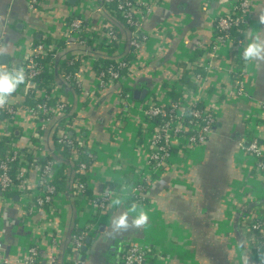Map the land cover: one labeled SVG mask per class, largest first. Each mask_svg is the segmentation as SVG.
<instances>
[{
    "label": "crops",
    "instance_id": "1",
    "mask_svg": "<svg viewBox=\"0 0 264 264\" xmlns=\"http://www.w3.org/2000/svg\"><path fill=\"white\" fill-rule=\"evenodd\" d=\"M229 1L210 0L206 10L201 6L202 0H165L158 4L145 19L144 29L160 32L135 53L134 76L129 78L128 85L143 81L151 89L159 88L171 80L178 68H187L196 56L204 54V47L210 44L214 34L215 17L225 10ZM86 2L40 0L36 8H31L28 0H0V67L20 68L45 35L59 39L64 20L73 14L94 21L106 15L103 10L92 11L95 8L92 4V9L83 8L81 4ZM117 22L125 40L121 52L126 57L132 56L130 29L121 20ZM254 35L264 38V0H250V27L243 35L247 39L245 44ZM69 49L59 53V57L72 53ZM153 53L157 55L152 56ZM99 54L102 53L97 51ZM3 55L8 56L6 64L1 61ZM237 55L236 48L225 45L220 55L213 58L216 70L204 85H226L225 69L233 66L232 79L244 74L246 93L223 97L217 122L207 141L189 154L176 152L165 171L154 176L152 185L144 192V203L130 197L141 174L147 170L148 157L141 150L145 142L140 144L136 134L137 113L125 122L120 119V85L93 93L96 76L94 62L89 61L85 72L77 75L81 93L67 88V100L70 112H82L83 123L95 143V157L89 160L84 174L77 173L68 161L65 168L68 181L55 200L58 213L53 218L41 210L27 219L16 197L15 204H7L0 197V264H26L27 249L36 240L37 264H122V248L129 243L148 250L149 264H256L257 257L249 246L242 216L253 207L250 201L258 200L264 205V176L257 173L255 157L240 143L250 130H258L264 142V59L246 62L236 59ZM182 63L186 65L180 66ZM57 81H62L60 76ZM9 99L15 105L26 100L21 92L12 93ZM1 107L2 104L0 140L10 130L1 117ZM56 120L44 131L45 150L40 152L41 156L56 154ZM14 128L23 144L35 125L21 110ZM55 157L62 159L60 155ZM36 173L33 169L29 174L32 182L37 178ZM75 177L86 182L91 196L99 195L106 186L111 188V201L105 211L96 210L85 200H72ZM115 200L120 203L115 204ZM132 206L148 212L149 222L145 226L133 224L136 213L129 211ZM126 211L128 226L118 229L115 221ZM81 232L86 234L83 245L88 247L83 262L81 247L72 246L73 237Z\"/></svg>",
    "mask_w": 264,
    "mask_h": 264
},
{
    "label": "built area",
    "instance_id": "2",
    "mask_svg": "<svg viewBox=\"0 0 264 264\" xmlns=\"http://www.w3.org/2000/svg\"><path fill=\"white\" fill-rule=\"evenodd\" d=\"M28 1L31 8H36L40 4V0ZM86 1L81 4L83 8L89 9L92 4L95 7L91 8L92 11L103 10L106 15L94 21L82 14H73L72 17L64 20L63 32L59 37L64 46H54L49 41L52 37L45 35L22 62L20 69L25 73V81L15 92H21L24 96L30 91L35 92V97L41 98L42 101L30 109L16 107L11 99L2 104L3 111L7 114L3 122L10 130L5 134V137H8L6 148L2 149L0 145V197L7 204H15L14 198L18 197V204L24 210L27 219H31L34 212L41 210L52 218L58 213L55 200L60 192L54 180L60 166L56 163L55 155H60L62 159L67 157V160L75 166L76 172L84 174L89 168L85 157L92 160L97 151L87 125L83 123L82 112L69 111L68 96H65L62 85H66L70 90L74 86L82 89L81 81L77 78L78 73L85 72L89 61L95 62L97 48L112 47L117 49L114 52H106V55L115 63L100 72L98 76L95 75L96 86L93 88V93L115 84L120 85V88L133 89L134 86H129L128 83L134 76L132 69L134 59H127L121 52L125 40L117 20L120 21L122 18L130 29L129 45L132 56L160 32L157 30L150 33L145 30L144 21L151 11L165 0ZM201 6L206 10L210 6V0H202ZM249 27L250 0H230L225 10L215 17L214 34L210 44L204 47V54L196 56L197 59L188 64L187 68H178L171 80L159 88L152 89L151 93L141 101H134L132 93L124 96L121 89L118 94L121 103L119 105L121 120L125 122L127 118H134L133 113H137L136 134L140 144L145 142L141 150L148 157L147 170L141 174L142 178L130 195L139 203H144V192L152 185L154 176L165 171L176 152L189 154L207 141L217 122L220 105L224 102L223 97H228L230 93L237 95L246 93L244 91L246 82L242 78L244 74L232 79L231 71L235 68L233 66L225 69L228 77L226 85L204 84L210 78L212 71L216 70L213 58L220 55L225 45L231 44L236 48L239 55L235 58L242 60V48L247 39L236 40L231 30L235 29L236 32L244 35L248 33ZM66 48H70L72 53L65 54V58L59 57V53L65 52ZM50 50H56L53 61L58 66L54 69L62 81L55 85L51 94H48L37 87L35 78L42 71L38 58L45 57ZM64 62L76 66L75 72H64L61 68ZM125 70L127 75L124 74ZM52 100H55V103L50 104ZM21 110L35 125V130L23 144L11 131L16 126ZM55 119H57L54 128L56 154L46 153L41 156L40 152L45 150L44 131ZM240 144L246 152L255 157V169L264 176V147L258 130H250ZM48 156L52 159H48L44 164L39 163ZM33 169L37 170L35 182H32L29 176ZM87 190L86 182L75 177L71 189L72 200L81 202L85 200L96 210L105 211L111 201V188L106 186L99 195L94 196L89 195ZM242 218L248 233L249 246L259 253L256 256V264H264V240L261 238H264V205L244 214ZM59 232L62 236L61 230ZM85 235L84 232L76 234L72 239V246L79 249L84 244ZM54 239L57 241V238ZM36 241L27 249L26 264L39 262ZM52 259L50 263L53 262ZM149 260L148 250L137 243L125 244L122 248V264H149Z\"/></svg>",
    "mask_w": 264,
    "mask_h": 264
},
{
    "label": "trees",
    "instance_id": "3",
    "mask_svg": "<svg viewBox=\"0 0 264 264\" xmlns=\"http://www.w3.org/2000/svg\"><path fill=\"white\" fill-rule=\"evenodd\" d=\"M114 7V5H113ZM120 20L123 22V19L120 18ZM231 33L235 34L236 36V40H238L239 38H243V34H239L238 32H236L235 29L231 30ZM42 39V38H41ZM40 39V41H41ZM50 42H52L54 44V46H57V47H60V46H64L65 44L60 40V39H55V38H51L49 39ZM39 42V41H38ZM117 48H112V47H99L97 48V51L101 52L102 54H99L93 64V71L95 73V75H99L100 72L102 71H105L107 67H109L111 64H114V60L111 59L110 57L106 56V52H114ZM56 50H50L49 52L46 53L45 57H39L38 58V62H39V65L41 66L42 68V71L41 73L35 78V82L37 84V87L39 89H42L44 90L46 93L48 94H51L55 88V85L56 84H59V82L57 81L58 80V74L56 73V70L54 69L56 66H58L56 64L55 61H53L54 59V54H55ZM127 59H135V56H127ZM186 64L182 63L180 66H185ZM50 67H52V70H50ZM75 67L76 66H73L72 64H69L68 62H64L62 65H61V68L63 69L64 72H75ZM78 67V65H77ZM124 74L127 75V70L124 71ZM122 91L121 93L123 92V95L125 96L127 93H132L133 95V92H134V89L132 88H129V87H122L121 88ZM62 90L65 94V96H68L69 95V91L67 89V86L66 85H62ZM71 90H74L75 93H78L80 94L81 93V89L77 86H74L73 89ZM25 101L22 102V107L25 108V109H30V108H34L37 106V104H39L42 100L41 98H37L35 97V92H29L28 95L25 96ZM51 103H55V100H52L50 101V104ZM20 105H15L16 107H20ZM20 107V108H22ZM1 114H2V118H5L7 116L6 112L3 111V108L1 107ZM12 134L14 136H16V128H13L12 130ZM261 141V139H260ZM8 143V137H3L2 140H1V147L2 149H5L6 148V145ZM262 145L264 144V142H261ZM65 155L68 156L67 153H65ZM56 158V157H55ZM48 159H52L51 156H48L42 160L39 161V163L41 164H44ZM57 160L56 163H58V165L60 166L59 168V172L54 180V183L58 189L59 192H61L62 190L65 189L66 187V181L67 180V174L65 173V168L68 167V160H67V157L66 159H55ZM85 160H88L89 162V158L88 157H85ZM91 161V160H90ZM89 165V163H88ZM87 193L89 194L88 190H87ZM249 203H251V205L253 207H250L249 210H246V211H254L256 209V207L258 206H261V201H258V200H254V201H250ZM247 213V212H246ZM262 238V237H261ZM262 240H264L262 238ZM253 253L258 256V252L256 250L253 251Z\"/></svg>",
    "mask_w": 264,
    "mask_h": 264
},
{
    "label": "clouds",
    "instance_id": "4",
    "mask_svg": "<svg viewBox=\"0 0 264 264\" xmlns=\"http://www.w3.org/2000/svg\"><path fill=\"white\" fill-rule=\"evenodd\" d=\"M242 59L244 61H259L264 59V38L259 35L252 36L242 48ZM25 81V73L22 69L16 68L9 70L0 67V104L6 103L10 95L14 93L18 87ZM119 204V200L114 201ZM130 212L136 213L133 224L136 226H145L149 222V214L143 208L132 206ZM129 212L122 213L115 221L116 227L127 228Z\"/></svg>",
    "mask_w": 264,
    "mask_h": 264
},
{
    "label": "water",
    "instance_id": "5",
    "mask_svg": "<svg viewBox=\"0 0 264 264\" xmlns=\"http://www.w3.org/2000/svg\"><path fill=\"white\" fill-rule=\"evenodd\" d=\"M71 3H75L77 0H69ZM8 56L7 55H3L2 56V63L6 64ZM134 92H133V100L134 101H141L143 100L150 92H151V87L146 85V82L140 81L138 84H136L134 86ZM16 135H19V132L16 133ZM16 199H18L16 197ZM91 242V238L88 237L87 238V243ZM81 251L83 252V254L80 256L82 262L85 261V252L88 251V247L87 245H82L81 246Z\"/></svg>",
    "mask_w": 264,
    "mask_h": 264
},
{
    "label": "rangeland",
    "instance_id": "6",
    "mask_svg": "<svg viewBox=\"0 0 264 264\" xmlns=\"http://www.w3.org/2000/svg\"><path fill=\"white\" fill-rule=\"evenodd\" d=\"M151 93V92H150ZM120 118V117H119ZM121 119V118H120Z\"/></svg>",
    "mask_w": 264,
    "mask_h": 264
}]
</instances>
